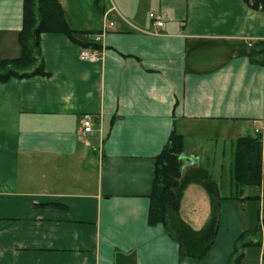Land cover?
Masks as SVG:
<instances>
[{
	"label": "crops",
	"instance_id": "obj_1",
	"mask_svg": "<svg viewBox=\"0 0 264 264\" xmlns=\"http://www.w3.org/2000/svg\"><path fill=\"white\" fill-rule=\"evenodd\" d=\"M57 1L79 43L99 37L101 58L43 33L46 75L0 82V264H227L262 216L264 177L241 195L260 200H221L214 243L194 260L148 224L154 158L175 131L182 168H206L223 196L238 138L260 135L264 161V62L249 59L264 11L243 0H104L102 13L92 0ZM22 24L23 0H0V61L19 56ZM209 213L202 187L187 185L180 217L198 230ZM253 250L264 264V234Z\"/></svg>",
	"mask_w": 264,
	"mask_h": 264
},
{
	"label": "trees",
	"instance_id": "obj_2",
	"mask_svg": "<svg viewBox=\"0 0 264 264\" xmlns=\"http://www.w3.org/2000/svg\"><path fill=\"white\" fill-rule=\"evenodd\" d=\"M95 9L104 12V0H92ZM253 10L264 11V0H243ZM43 33H60L75 42L77 34L72 30L57 0H23V24L18 34L20 54L17 58L0 61V82L11 78H27L46 75L39 51V39ZM79 43V42H78ZM83 48L99 49V44L89 41L79 43ZM249 59L254 64L264 62V42L251 45ZM183 138L173 131L167 144L154 158V170L148 224H161L166 234L178 245L180 256L194 260L203 258L212 247L220 221V203L225 197L231 200H260V196L241 198L244 187L262 183L261 136H244L235 141L233 162L227 196H223L219 184L204 167L184 170ZM196 183L208 196L210 213L201 229L190 227L179 214L180 202L187 185ZM262 216L257 215L251 230L243 231L236 239L227 264H240L248 248H258L264 234V180Z\"/></svg>",
	"mask_w": 264,
	"mask_h": 264
},
{
	"label": "built area",
	"instance_id": "obj_3",
	"mask_svg": "<svg viewBox=\"0 0 264 264\" xmlns=\"http://www.w3.org/2000/svg\"><path fill=\"white\" fill-rule=\"evenodd\" d=\"M152 24L156 26L157 28L163 26V20L160 16L150 14ZM110 26H112V23H110ZM99 37L97 36L95 39H93L94 43L98 44ZM101 58V51L100 49L96 48H83L81 47L79 51V59L86 60V61H97ZM93 126V118L90 114H84L82 116V130L84 133H90L92 131ZM262 177H264V168L262 170Z\"/></svg>",
	"mask_w": 264,
	"mask_h": 264
},
{
	"label": "rangeland",
	"instance_id": "obj_4",
	"mask_svg": "<svg viewBox=\"0 0 264 264\" xmlns=\"http://www.w3.org/2000/svg\"><path fill=\"white\" fill-rule=\"evenodd\" d=\"M216 179L219 180V178L216 177ZM254 248H248L245 250V259L243 260L242 264H256V258L254 257V254L256 251L253 250Z\"/></svg>",
	"mask_w": 264,
	"mask_h": 264
}]
</instances>
